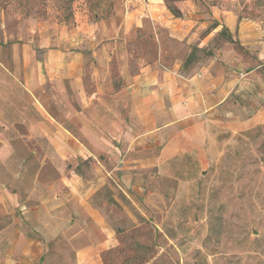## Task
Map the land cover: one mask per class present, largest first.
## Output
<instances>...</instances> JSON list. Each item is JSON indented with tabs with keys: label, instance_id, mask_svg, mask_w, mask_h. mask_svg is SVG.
<instances>
[{
	"label": "rangeland",
	"instance_id": "1",
	"mask_svg": "<svg viewBox=\"0 0 264 264\" xmlns=\"http://www.w3.org/2000/svg\"><path fill=\"white\" fill-rule=\"evenodd\" d=\"M149 1L0 0V71L45 70L54 50L86 54L91 74L105 49L102 96L134 80L142 101L150 81L152 101L115 127L100 106L71 115L46 82L47 122L0 79V264H264V0H159L173 22L127 38Z\"/></svg>",
	"mask_w": 264,
	"mask_h": 264
},
{
	"label": "crops",
	"instance_id": "2",
	"mask_svg": "<svg viewBox=\"0 0 264 264\" xmlns=\"http://www.w3.org/2000/svg\"><path fill=\"white\" fill-rule=\"evenodd\" d=\"M173 22L170 17H168L167 12L159 0L149 1L145 5H135L131 11L128 12L127 18L124 20V32L127 34V38H132L138 35L140 30L143 28L153 27L157 29L158 26L168 25L167 23ZM176 23H178L176 21ZM173 36L183 39L185 34H180L178 32H172ZM159 40V55L162 57L164 54V49L162 43ZM59 51L49 50L47 58V66L44 70L35 65L30 68H25L21 70L20 68L6 69L0 71V79L2 81H7L10 83H16L20 85L21 92H26L29 95V99L33 101L38 107L40 117L46 120L47 122L55 121V117L49 113L45 108L44 97L42 96L45 93L44 84L46 82H53L55 89H59L64 96V103L67 107V112L71 115H88L90 112V106H100L96 110L97 115H104L108 112V115L111 116V120L114 122L113 126L117 127L119 121H121V106L131 105L135 108L137 104L141 105L143 111L146 108L150 109L152 101L147 96L151 90L150 81L144 84L142 87L144 98L143 102L140 98L135 97V93L139 91L140 87L133 80L127 87H122L124 90L130 94L128 98L121 97L120 89H113V94L110 97L102 96L104 92V84L108 79L110 73H115L114 64L111 63L112 59L114 61L113 55L110 56L108 50H96L93 51V64H91L92 72L89 74L86 67L90 65L87 60L89 58L84 53L64 51L63 54ZM62 60V61H61ZM111 70V71H110ZM144 71L152 72L151 77L165 76L164 71L159 67L158 69H151V66L148 65L144 67ZM162 75V76H161ZM165 78V77H164ZM93 81L95 84V93L93 95L87 93L88 80ZM111 78V82H112ZM135 79V78H134ZM197 90L198 94L196 96V102L194 105H198L201 109L205 105L207 107L211 98L212 92H214L213 83L214 80H207V78L197 79ZM114 88V87H113ZM19 87L17 86V91ZM16 97V95H14ZM18 98V97H17ZM15 98L12 100V97H6L7 104H18L23 105V102H19ZM203 101V105H202ZM80 105L82 108L74 109L75 104ZM103 106H106L104 109ZM112 106L109 112V107ZM108 109V110H107ZM199 109V110H200ZM208 109V108H205ZM24 111V110H23ZM23 111H19L21 113ZM75 112V113H74ZM25 115H31L30 112L25 113Z\"/></svg>",
	"mask_w": 264,
	"mask_h": 264
},
{
	"label": "trees",
	"instance_id": "3",
	"mask_svg": "<svg viewBox=\"0 0 264 264\" xmlns=\"http://www.w3.org/2000/svg\"><path fill=\"white\" fill-rule=\"evenodd\" d=\"M69 19V16H66V20H68Z\"/></svg>",
	"mask_w": 264,
	"mask_h": 264
}]
</instances>
